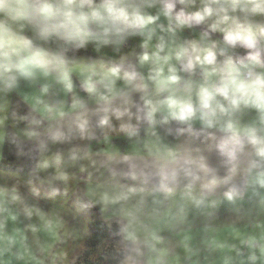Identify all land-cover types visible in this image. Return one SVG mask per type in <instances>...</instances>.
I'll return each instance as SVG.
<instances>
[{
  "label": "clouds",
  "instance_id": "1",
  "mask_svg": "<svg viewBox=\"0 0 264 264\" xmlns=\"http://www.w3.org/2000/svg\"><path fill=\"white\" fill-rule=\"evenodd\" d=\"M0 264H264V0H0Z\"/></svg>",
  "mask_w": 264,
  "mask_h": 264
}]
</instances>
